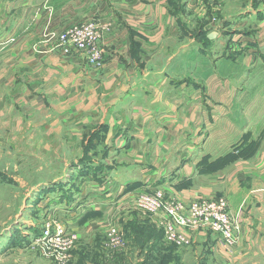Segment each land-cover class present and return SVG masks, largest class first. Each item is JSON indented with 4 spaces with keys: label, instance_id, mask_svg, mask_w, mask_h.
<instances>
[{
    "label": "crops",
    "instance_id": "crops-1",
    "mask_svg": "<svg viewBox=\"0 0 264 264\" xmlns=\"http://www.w3.org/2000/svg\"><path fill=\"white\" fill-rule=\"evenodd\" d=\"M89 21L104 28L97 66L57 45ZM9 146L65 158L68 179L53 189L92 175L64 210L78 236L152 229L132 195L162 188L184 201L224 197L240 225L235 256L212 233L191 242L205 236L227 261L239 257L248 220L264 211V0H0Z\"/></svg>",
    "mask_w": 264,
    "mask_h": 264
},
{
    "label": "rangeland",
    "instance_id": "rangeland-1",
    "mask_svg": "<svg viewBox=\"0 0 264 264\" xmlns=\"http://www.w3.org/2000/svg\"><path fill=\"white\" fill-rule=\"evenodd\" d=\"M183 22L182 18L177 22L182 32H194ZM28 152L33 155L17 154L11 146L0 148V264H264V211L248 220L242 239L245 251L229 261L211 249L205 236L187 246L165 243L162 231L140 212L152 229L126 222L117 229L123 241L120 248L110 244L106 231L96 236L86 231L77 235V242L62 258L56 259L52 243L43 242L42 233L48 224L50 233L59 225L76 233L68 227L65 217L69 213L64 210L92 175L79 172L70 190L53 189L68 179L63 172L67 160L31 149Z\"/></svg>",
    "mask_w": 264,
    "mask_h": 264
},
{
    "label": "built area",
    "instance_id": "built-area-1",
    "mask_svg": "<svg viewBox=\"0 0 264 264\" xmlns=\"http://www.w3.org/2000/svg\"><path fill=\"white\" fill-rule=\"evenodd\" d=\"M103 31L97 22L77 24L58 34L57 45L64 53L74 51L83 54L90 65L97 66L104 55V50L98 45ZM132 196L134 209L151 219L162 231V240L167 244L187 246L193 234L209 232L217 236L230 256H235L241 246L240 225L224 197H195L184 201L168 195L162 188L136 192ZM106 232L114 248L123 246L114 224H107ZM42 238L43 242L52 243L56 259L62 258L78 240L76 233L67 232L62 225L50 233L49 224Z\"/></svg>",
    "mask_w": 264,
    "mask_h": 264
},
{
    "label": "water",
    "instance_id": "water-1",
    "mask_svg": "<svg viewBox=\"0 0 264 264\" xmlns=\"http://www.w3.org/2000/svg\"><path fill=\"white\" fill-rule=\"evenodd\" d=\"M213 35H214V32H210L207 36H208V38H212L213 37Z\"/></svg>",
    "mask_w": 264,
    "mask_h": 264
},
{
    "label": "trees",
    "instance_id": "trees-1",
    "mask_svg": "<svg viewBox=\"0 0 264 264\" xmlns=\"http://www.w3.org/2000/svg\"><path fill=\"white\" fill-rule=\"evenodd\" d=\"M202 38H203L204 41H206V37H204V35H202ZM172 246H174V245H172Z\"/></svg>",
    "mask_w": 264,
    "mask_h": 264
}]
</instances>
